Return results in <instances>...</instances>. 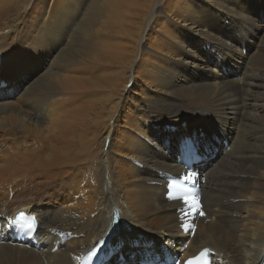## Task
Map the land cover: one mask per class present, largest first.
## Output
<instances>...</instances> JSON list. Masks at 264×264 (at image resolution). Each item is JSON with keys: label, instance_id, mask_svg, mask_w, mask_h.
Segmentation results:
<instances>
[{"label": "bare ground", "instance_id": "6f19581e", "mask_svg": "<svg viewBox=\"0 0 264 264\" xmlns=\"http://www.w3.org/2000/svg\"><path fill=\"white\" fill-rule=\"evenodd\" d=\"M263 12L264 0H0V264H79L107 233L136 261L161 242L174 264L207 246L213 264H260ZM192 150L190 174L177 160ZM116 209L148 244L114 230ZM20 210L38 216L40 249L11 242Z\"/></svg>", "mask_w": 264, "mask_h": 264}, {"label": "rangeland", "instance_id": "374dc122", "mask_svg": "<svg viewBox=\"0 0 264 264\" xmlns=\"http://www.w3.org/2000/svg\"><path fill=\"white\" fill-rule=\"evenodd\" d=\"M260 17H261V19L263 20V22H264V12L260 15ZM244 44H246V52H244L243 54H246L247 53V51L249 52L250 50H251V44L246 40V41H244L243 42ZM243 52V51H242ZM223 69H226L225 71H227V72H231L232 71V73H233V70H232V68L231 67H227V68H225V67H222L220 70H223ZM238 74H236V78H238ZM224 143H227L225 140H223V138H219V142H218V145H217V149L219 150L220 149V147H226V146H224L225 144ZM217 149L215 150V152L217 151ZM202 153L203 152H205V151H201ZM166 153H169V151H166ZM209 154H212V153H210V150H209ZM214 154H212L211 155V158H212V156H213ZM127 227H126V230L128 231V232H131V233H129V236H135L136 238H137V242H139V243H142V245L144 246V245H146V244H148V243H145L144 241H145V239H144V236H142V235H140V234H138L137 232H135V231H133V230H131V228L129 227L130 225H126ZM128 236V235H127ZM144 242V243H143ZM161 243V242H160ZM159 242H155L154 243V245H153V247L151 248V253L152 254H155L154 253V250H156L157 249V247L159 246V245H161ZM121 244H124V245H131V244H129L128 243V241H122V243ZM134 246H137V245H134ZM144 248V247H143ZM159 248H163L162 246H160ZM166 248V247H165ZM143 250V249H142ZM141 250V251H142ZM138 252L139 251H137L136 253H134L133 254V259L135 258V257H137L139 254H138ZM123 255H125V252H123ZM135 255V256H134ZM134 260H136V259H134ZM129 262V261H128ZM130 263V262H129Z\"/></svg>", "mask_w": 264, "mask_h": 264}, {"label": "snow or ice", "instance_id": "6c2138e0", "mask_svg": "<svg viewBox=\"0 0 264 264\" xmlns=\"http://www.w3.org/2000/svg\"><path fill=\"white\" fill-rule=\"evenodd\" d=\"M183 179L185 180V181H189V180H191L192 179V176L191 175H185L184 177H183ZM178 183V182H177ZM175 186H177L176 184H173L172 185V187H175ZM184 202L185 203H187V204H189L190 206H191V208L194 210V211H196V212H198L201 216H203V215H205V213L201 210V207H200V204H199V202H198V198H196V199H189V198H185V200H184ZM34 226V222L33 223H30L29 225H28V227H33ZM115 226V225H114ZM92 255H95V253H92V254H90V258H91V256Z\"/></svg>", "mask_w": 264, "mask_h": 264}, {"label": "water", "instance_id": "95a60500", "mask_svg": "<svg viewBox=\"0 0 264 264\" xmlns=\"http://www.w3.org/2000/svg\"><path fill=\"white\" fill-rule=\"evenodd\" d=\"M111 244H113V241L111 242Z\"/></svg>", "mask_w": 264, "mask_h": 264}]
</instances>
